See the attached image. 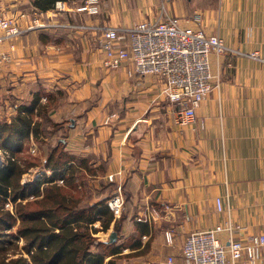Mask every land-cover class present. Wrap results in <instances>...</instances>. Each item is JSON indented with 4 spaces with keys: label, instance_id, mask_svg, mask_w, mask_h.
I'll use <instances>...</instances> for the list:
<instances>
[{
    "label": "crops",
    "instance_id": "obj_1",
    "mask_svg": "<svg viewBox=\"0 0 264 264\" xmlns=\"http://www.w3.org/2000/svg\"><path fill=\"white\" fill-rule=\"evenodd\" d=\"M35 1L2 4L22 26L39 17L72 27L36 28L4 44L12 62L0 71V120L11 122L18 106H29L38 93L42 103L51 99L50 116L63 125L67 149L80 151L71 153L87 161L95 155L99 161L89 164L105 166L101 180L114 186L113 195L121 187L122 213L107 231L108 240L97 236L110 242L117 234L118 263L169 264L173 258V264H183L186 237L213 229L228 215L240 227L236 236L264 234V0L164 4L178 17L200 15L199 24L186 26L218 34L229 49L225 55H210L219 87L189 126L175 123L176 110L159 96L156 76H130V64L107 69L99 32L73 28L131 27L153 20L158 2L141 3L131 12L129 0H99L100 12L90 15L78 11L88 0H55V6L64 2L65 11L53 15L55 7L40 11ZM218 198L224 213L217 211Z\"/></svg>",
    "mask_w": 264,
    "mask_h": 264
},
{
    "label": "trees",
    "instance_id": "obj_2",
    "mask_svg": "<svg viewBox=\"0 0 264 264\" xmlns=\"http://www.w3.org/2000/svg\"><path fill=\"white\" fill-rule=\"evenodd\" d=\"M54 1L36 0L34 6L47 11L55 7ZM40 94L29 106H18L11 122L0 120V151L5 158L0 167V264H119L115 256L122 251L97 237L115 219L109 199L92 203L78 189L80 170L92 175L95 170L68 151L63 125L50 116L53 102L46 98L42 103ZM43 120L52 124L58 138L42 163L51 175L24 184L23 176L38 165L24 155L26 143L42 137ZM117 227L116 222L115 231Z\"/></svg>",
    "mask_w": 264,
    "mask_h": 264
},
{
    "label": "built area",
    "instance_id": "obj_3",
    "mask_svg": "<svg viewBox=\"0 0 264 264\" xmlns=\"http://www.w3.org/2000/svg\"><path fill=\"white\" fill-rule=\"evenodd\" d=\"M63 11L65 4L60 1L53 15ZM78 11L98 14L100 2L88 0ZM191 22L199 24L200 15H195L193 20L178 17L167 12L163 4L153 20H144L131 27L77 25L73 28L99 32L102 63L107 69L115 70L130 64V76H156L160 81L159 96L176 110L175 123L189 126L196 122L197 111L203 102L219 87L211 73L210 55H225L229 51L218 34L207 35L201 29L187 27L186 24L191 25ZM49 26L72 27L71 24L40 22L39 17L22 26L18 18L6 14L0 0V71L12 62L11 55L2 49L4 44L15 41L30 30ZM4 162L5 158L1 159L0 165ZM114 176L109 175V181H114ZM59 182L62 183L61 180ZM107 205L114 216H120L124 206L121 187ZM6 206L12 208L11 204ZM216 206L219 213L227 211L220 198ZM239 231L240 227L228 215L213 229L190 233L182 247L183 264H260L264 234L240 238L236 236ZM222 234L226 235L225 241ZM168 263L173 264V258Z\"/></svg>",
    "mask_w": 264,
    "mask_h": 264
},
{
    "label": "rangeland",
    "instance_id": "obj_4",
    "mask_svg": "<svg viewBox=\"0 0 264 264\" xmlns=\"http://www.w3.org/2000/svg\"><path fill=\"white\" fill-rule=\"evenodd\" d=\"M150 0H129L127 1V9L129 11H133V12H137L140 8H141V3H147ZM158 2V5L160 6V8L162 7L163 4L167 5V3H173V0H154V2ZM1 2H3V0H1ZM157 10V7L155 8L154 6V11ZM50 120V119H49ZM43 134L42 137H40V139L35 142L33 139L27 141V147H26V152L24 153V155L26 156H31L32 159H36L37 162V166L31 168L22 178V183L24 184H29L31 182H33L34 180H38L41 179L42 176L47 173L48 175H51L50 172H46L43 167H42V163L45 160V154L47 153V151L49 152V149H51V145H56L57 144V136L55 133L53 132V126L52 124H50V122L48 123L47 121L43 120ZM66 138V137H65ZM71 147L73 148V146L71 145ZM69 151V149H68ZM71 152H75L74 154H79L77 152L76 149H71ZM72 154V153H71ZM72 154V155H74ZM2 152L0 151V160L4 159V156H2ZM95 155H91L89 161H92V164L96 161L98 162L99 160L94 157ZM89 157V156H88ZM90 161V162H91ZM89 162V163H90ZM91 164V163H90ZM5 165V162L4 164ZM3 165H0V167H2ZM104 165H96L94 170V174L95 176H99L98 177H92V174L89 175L87 173H85L83 170H80V172L82 173L81 177L77 178V184L78 189L82 192L84 198H86V200L88 201H95L100 199V192L101 195L104 193L107 195V198L110 199L111 197H113V192H114V186H109V185H105V181L101 180L102 176L101 174L104 173ZM109 180V179H108ZM102 188V189H99ZM101 190V191H100ZM124 197V196H123ZM11 208V207H10ZM121 215V214H120ZM98 225V224H96ZM97 236L103 240H108L109 239V233L107 232H100L97 234Z\"/></svg>",
    "mask_w": 264,
    "mask_h": 264
},
{
    "label": "water",
    "instance_id": "obj_5",
    "mask_svg": "<svg viewBox=\"0 0 264 264\" xmlns=\"http://www.w3.org/2000/svg\"><path fill=\"white\" fill-rule=\"evenodd\" d=\"M116 237H117V234L113 232L112 235H111V238H110V242L111 243L114 242V240L116 239Z\"/></svg>",
    "mask_w": 264,
    "mask_h": 264
}]
</instances>
